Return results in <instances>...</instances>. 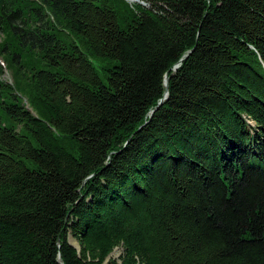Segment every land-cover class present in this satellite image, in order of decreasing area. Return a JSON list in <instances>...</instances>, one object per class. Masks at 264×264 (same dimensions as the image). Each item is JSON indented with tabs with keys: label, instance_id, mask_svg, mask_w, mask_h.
Returning a JSON list of instances; mask_svg holds the SVG:
<instances>
[{
	"label": "trees",
	"instance_id": "1",
	"mask_svg": "<svg viewBox=\"0 0 264 264\" xmlns=\"http://www.w3.org/2000/svg\"><path fill=\"white\" fill-rule=\"evenodd\" d=\"M0 36V264H264V0H0Z\"/></svg>",
	"mask_w": 264,
	"mask_h": 264
},
{
	"label": "rangeland",
	"instance_id": "2",
	"mask_svg": "<svg viewBox=\"0 0 264 264\" xmlns=\"http://www.w3.org/2000/svg\"><path fill=\"white\" fill-rule=\"evenodd\" d=\"M126 1L129 2V3L134 2V1H129V0H126ZM136 1H138V0H136ZM136 1H135V2H136ZM139 3H141V4L144 5L143 2H139ZM0 37H1V36H0ZM0 59H2V57H0ZM0 78H1L2 80L10 81V74L5 70V71L0 75ZM69 241H70L72 244H74V245L78 248V245H77V243L74 241V239H72V238L70 237V238H69ZM121 252H122V247H121V246L115 247V248L113 249V251L110 253L109 257H112V258H118L119 255L121 254Z\"/></svg>",
	"mask_w": 264,
	"mask_h": 264
},
{
	"label": "water",
	"instance_id": "3",
	"mask_svg": "<svg viewBox=\"0 0 264 264\" xmlns=\"http://www.w3.org/2000/svg\"><path fill=\"white\" fill-rule=\"evenodd\" d=\"M129 1H136V0H129ZM187 54H188V53H187ZM175 67H177V65H176ZM164 86H165L164 94H163V97L159 100L158 105H159L160 103H162V101H163V100L166 98V96H167V90H168V77H167V76H165V78H164ZM158 105H157V107H158ZM157 107H156V108H157ZM153 111H154V109L150 111V114H152Z\"/></svg>",
	"mask_w": 264,
	"mask_h": 264
},
{
	"label": "bare ground",
	"instance_id": "4",
	"mask_svg": "<svg viewBox=\"0 0 264 264\" xmlns=\"http://www.w3.org/2000/svg\"><path fill=\"white\" fill-rule=\"evenodd\" d=\"M136 2H137V1H136ZM136 2H135V3H136ZM133 3H134V2H133Z\"/></svg>",
	"mask_w": 264,
	"mask_h": 264
}]
</instances>
